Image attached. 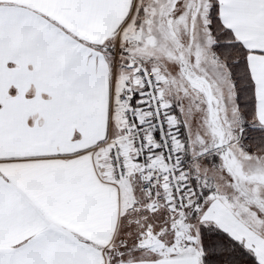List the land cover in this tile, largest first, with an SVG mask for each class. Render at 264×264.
I'll use <instances>...</instances> for the list:
<instances>
[{"label": "snow or ice", "instance_id": "1", "mask_svg": "<svg viewBox=\"0 0 264 264\" xmlns=\"http://www.w3.org/2000/svg\"><path fill=\"white\" fill-rule=\"evenodd\" d=\"M0 264H264V0H0Z\"/></svg>", "mask_w": 264, "mask_h": 264}]
</instances>
